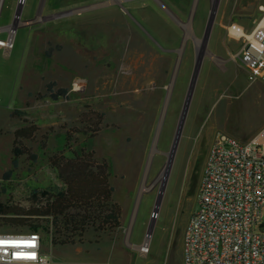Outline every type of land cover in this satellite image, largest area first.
I'll return each mask as SVG.
<instances>
[{
  "label": "rangeland",
  "instance_id": "rangeland-1",
  "mask_svg": "<svg viewBox=\"0 0 264 264\" xmlns=\"http://www.w3.org/2000/svg\"><path fill=\"white\" fill-rule=\"evenodd\" d=\"M40 1L27 0L23 20L34 19L18 30L14 49H0V204L26 211L34 205L35 190L64 189L49 157L65 149L70 132V149L80 152L85 147L95 152L97 160L107 162L114 201L123 211L121 226L113 232L87 226L82 236L77 233L67 240L54 235L52 218L42 219L35 225L44 253L72 264L180 262L185 226L197 208L213 139L225 134L248 142L264 128V82L248 81L235 59L243 40L229 36L234 25L245 34L253 30L264 0L220 2L154 233L148 238L150 252L144 255L139 247L148 237L159 190V184L153 183L171 150L212 0H199L192 20L197 0H173L184 9L186 24L177 27L172 21L180 35H156L158 41L154 35H139L133 26L125 29V35H75L73 26L66 33L65 23L73 16L56 18L64 12L56 9L58 0L37 16ZM18 2L5 0L1 27L12 23ZM185 37L178 65L179 57L171 48L180 50ZM53 83L54 93L67 89V97L53 100L47 91ZM88 111L106 116L100 133L91 139L74 132L84 129L80 116ZM30 124L40 131L35 139L24 140L23 147L37 160L22 155L14 169L12 162L20 151L15 131ZM9 172L11 177L5 180ZM27 232L32 230L11 229L3 222L0 229L1 234Z\"/></svg>",
  "mask_w": 264,
  "mask_h": 264
},
{
  "label": "built area",
  "instance_id": "built-area-1",
  "mask_svg": "<svg viewBox=\"0 0 264 264\" xmlns=\"http://www.w3.org/2000/svg\"><path fill=\"white\" fill-rule=\"evenodd\" d=\"M4 2L0 0V19ZM260 11L247 35L232 37L229 31L235 41L243 40L235 59L251 83L264 82V7ZM61 14L56 18L68 16ZM27 23L23 13H14L10 25L0 26V49L12 51L18 30ZM196 204L185 226L182 259L176 264H264V129L248 142L225 134L213 139ZM149 249L150 244L143 243L139 252L148 254ZM0 264L72 263L45 254L42 235L32 231L0 233Z\"/></svg>",
  "mask_w": 264,
  "mask_h": 264
},
{
  "label": "trees",
  "instance_id": "trees-1",
  "mask_svg": "<svg viewBox=\"0 0 264 264\" xmlns=\"http://www.w3.org/2000/svg\"><path fill=\"white\" fill-rule=\"evenodd\" d=\"M54 88V83L47 86L53 100L67 97V89L54 93ZM105 118V113L102 112H83L80 122L84 129H74V132L94 138L100 133ZM39 131V127L34 124L15 131V145L20 146V151L12 162L14 169L19 167L20 156L30 155L23 147V141L35 139ZM72 138L73 135L68 132L65 149L49 157L50 167L57 172L64 189L56 192L45 189L41 193L35 190L34 205L26 211L0 204V229L3 222L4 226L11 229L30 228L38 232L39 227L35 222L52 218L54 235L68 240L77 233L82 236L87 226H92L96 232H113L120 228L123 211L114 201L115 189L110 182L111 174L107 162L97 160L95 152L85 147L80 152L70 149L69 142ZM30 156L33 161L37 160L36 154ZM11 174L12 172L7 173L5 180H9ZM53 243L58 244L56 240Z\"/></svg>",
  "mask_w": 264,
  "mask_h": 264
},
{
  "label": "crops",
  "instance_id": "crops-1",
  "mask_svg": "<svg viewBox=\"0 0 264 264\" xmlns=\"http://www.w3.org/2000/svg\"><path fill=\"white\" fill-rule=\"evenodd\" d=\"M51 1L52 0H45V4H42V7L40 6L37 14L39 15L44 12L46 8L50 10L52 7ZM58 1L57 10L74 11V20L65 23L67 24L65 32H69L72 28L70 26H73L75 28V35H125V29H129L133 26L134 30L138 32L139 35H154L155 39L158 41L156 35H180L176 27L172 24V21L174 23H176V21L166 12H169V14L174 15L178 19L179 23H176L177 27L186 24L184 9L173 0ZM56 9H51V11H55ZM81 9H83V11L79 13ZM123 12H126L125 16ZM70 22L73 23L70 24ZM129 33L130 31L126 32V34ZM177 51L179 50L171 48V52L176 53Z\"/></svg>",
  "mask_w": 264,
  "mask_h": 264
},
{
  "label": "water",
  "instance_id": "water-1",
  "mask_svg": "<svg viewBox=\"0 0 264 264\" xmlns=\"http://www.w3.org/2000/svg\"><path fill=\"white\" fill-rule=\"evenodd\" d=\"M25 1L26 0H19V4H18L16 12H15L17 16H20L22 14L23 7H24L23 4ZM220 2H221V0H212L211 9H210V16H209L207 24H206L204 36H203L202 40L199 41V43L197 44V46L195 48L196 57H195L194 69H193L191 81H190L189 86H188L187 94H186V97L184 100L183 109H182V112H181V115H180V118H179V121L177 124V128H176V131L174 134L171 150L169 153H167L165 155L167 157V162H166V165L162 171L161 176L153 183V186H156L157 184H159V190H158L157 198L155 201L153 218L149 224L148 231H147V235L149 237H151L154 233L155 224H156V217L158 216V213H159L160 208L162 206V202H163V198H164V195L166 192L168 179H169L170 172H171V169H172L173 164H174L175 156H176V153H177V150H178L181 138H182V134L184 131V127L186 124L188 112H189V109H190V106H191V103L193 100V96H194V93L196 90L198 78H199V75H200V72L202 69V65H203L207 50H208V43L210 40V36L212 34V30L214 28L216 16H217V13H218V10L220 7ZM82 11H83V9H81V11L79 13H81ZM70 13H72V11H67V12L62 13L61 16H65V15H68ZM14 27H15V25H14ZM186 37L183 41L182 49L176 52L178 57H179L178 65H180V62L182 59V54L184 52L185 45L187 43ZM153 42L155 44H157L154 40H153ZM160 49L162 50L161 47H160ZM178 65H177L176 71L173 75V83L172 84H174V80L176 79V76H177Z\"/></svg>",
  "mask_w": 264,
  "mask_h": 264
},
{
  "label": "flooded vegetation",
  "instance_id": "flooded-vegetation-1",
  "mask_svg": "<svg viewBox=\"0 0 264 264\" xmlns=\"http://www.w3.org/2000/svg\"><path fill=\"white\" fill-rule=\"evenodd\" d=\"M124 1H129V0H124ZM41 3V7H42V4H45V0H41L40 1ZM52 2H54V0H52L51 1V3ZM116 2H118V1H116ZM198 2H199V0H197V3L195 4V7L193 8V11H192V13H191V20L195 17V14H196V9H197V4H198ZM55 4H57V3H55ZM26 5H27V0H26ZM40 6H39V8H40ZM26 7V6H25ZM64 12H67V11H64ZM63 12V13H64ZM74 11L72 10V13H70V14H68V16H73L74 15V13H73ZM174 21H176V23H179L178 22V19L174 16V15H172V14H169V12H166ZM123 15L125 16L126 15V12H123ZM37 16H40V15H38L37 14ZM209 16H210V14H209ZM209 18V17H208ZM34 19V18H33ZM33 19H29V20H26V21H28V22H31V21H33ZM158 44V43H157ZM159 47V46H158ZM160 48V47H159ZM164 50V49H163ZM168 51H170V50H168ZM182 57H183V54H182ZM178 73V72H177Z\"/></svg>",
  "mask_w": 264,
  "mask_h": 264
},
{
  "label": "bare ground",
  "instance_id": "bare-ground-1",
  "mask_svg": "<svg viewBox=\"0 0 264 264\" xmlns=\"http://www.w3.org/2000/svg\"><path fill=\"white\" fill-rule=\"evenodd\" d=\"M229 31H230V36H232V37L242 36V34L247 35V34H245V32H242L238 27H231V28H229ZM148 238H149V236L147 237V239L145 240L144 243L150 244V240ZM139 250H140V247H139ZM149 252H150V250L147 253H149Z\"/></svg>",
  "mask_w": 264,
  "mask_h": 264
},
{
  "label": "snow or ice",
  "instance_id": "snow-or-ice-1",
  "mask_svg": "<svg viewBox=\"0 0 264 264\" xmlns=\"http://www.w3.org/2000/svg\"><path fill=\"white\" fill-rule=\"evenodd\" d=\"M34 258V257H33Z\"/></svg>",
  "mask_w": 264,
  "mask_h": 264
}]
</instances>
